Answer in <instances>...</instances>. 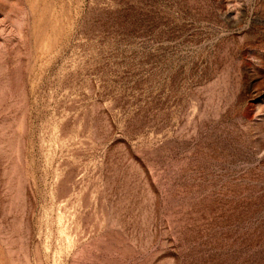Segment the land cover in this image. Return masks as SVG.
<instances>
[{
	"label": "rangeland",
	"instance_id": "obj_1",
	"mask_svg": "<svg viewBox=\"0 0 264 264\" xmlns=\"http://www.w3.org/2000/svg\"><path fill=\"white\" fill-rule=\"evenodd\" d=\"M0 264H264V0H0Z\"/></svg>",
	"mask_w": 264,
	"mask_h": 264
}]
</instances>
